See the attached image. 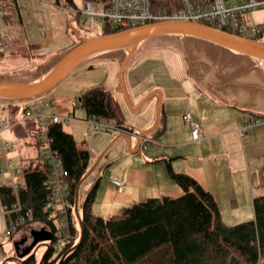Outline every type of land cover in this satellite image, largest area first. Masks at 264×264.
<instances>
[{
  "label": "crops",
  "instance_id": "0c3cea01",
  "mask_svg": "<svg viewBox=\"0 0 264 264\" xmlns=\"http://www.w3.org/2000/svg\"><path fill=\"white\" fill-rule=\"evenodd\" d=\"M50 7L55 22L47 36L51 46L39 53V56H47L46 62L49 56L57 54L61 56L75 44L68 36L66 23L61 17V11L63 14L65 11L56 5ZM67 9L73 15L72 12L77 8ZM73 18L76 19L74 15ZM9 34L11 43L16 45L17 42L12 36L13 31L10 30ZM191 46L199 47L196 42H192ZM204 46L206 52L213 55L208 56L209 53H205L199 59L198 67L195 64L194 68L184 58V54H187L185 50L182 51L179 47L144 49L126 64L123 63L122 51H114L102 58L91 60L114 63L116 67L113 68L110 78L97 77L87 82L81 91L102 84L121 107L125 132L118 130L111 121L98 120L97 126L90 125L83 109L75 116V109L78 108L75 106L76 103H73L70 109H65L61 105L50 109L54 104L49 108L48 112L51 114L68 118L62 122L63 128L91 155L87 171L76 185L72 206V216L80 229V234L83 198L93 188L95 198L92 212L103 219L119 215L123 209L147 198L179 197L182 190L170 177L167 165L173 173L190 176L212 195L222 221L226 218L223 209L233 212L238 210L241 204L249 208L247 217L253 219L252 199L256 193L262 195L264 187H259L261 184L253 180L245 143L250 149L258 145L264 150V121L259 120L257 125L249 124L260 117L264 119V68L237 54L217 50L218 48L210 45ZM4 50L9 52L8 47ZM151 50H166L178 54L183 61L185 72L179 77L170 75V78H173L172 80L176 78L178 83V89L175 90H180L182 97L188 100L185 88H197L200 90V100L206 99L210 107L213 105L215 107L174 109L171 100L175 90L170 87L168 81L158 84L153 78L137 79V75L130 74L134 60L143 52ZM57 59L48 64L51 63L49 65L52 66ZM45 60L39 59L37 66H45L47 64ZM37 66L33 65L30 69L18 72L15 79L31 82L48 70L43 69L38 74L36 72L39 70L35 68ZM30 71L33 72V77L25 78ZM186 80L189 81V85ZM167 98L170 99L169 102H166ZM222 105L230 109H218L223 108ZM195 110H200V116L193 114ZM233 111L237 113L234 115ZM238 112H247L250 116L246 118L243 115H236ZM186 113H190L192 120L199 126V139L196 141L191 138L189 125L183 121L182 117ZM225 115H228V118ZM17 121L19 119L12 123L10 129L26 131L34 125L32 121H23L19 127H13ZM221 127L224 130H221ZM85 131L88 132L87 137H83ZM141 137L149 141L144 144ZM251 156L254 158L253 153ZM252 163L259 164L254 168V172H260L264 168V151L261 157ZM110 175L123 183L124 191L117 190L109 180ZM33 230L30 229L23 234L17 231L13 236L17 241L22 239L17 244L18 252L20 251L22 256L26 257L30 253L25 250L32 246ZM23 235L26 236L25 239ZM45 244L38 247L44 245L45 248ZM34 254L36 255V251Z\"/></svg>",
  "mask_w": 264,
  "mask_h": 264
},
{
  "label": "trees",
  "instance_id": "16d2710c",
  "mask_svg": "<svg viewBox=\"0 0 264 264\" xmlns=\"http://www.w3.org/2000/svg\"><path fill=\"white\" fill-rule=\"evenodd\" d=\"M1 1L17 6L16 0ZM64 1L72 6L69 8H76L72 0ZM148 2L152 11H164L176 5L172 0ZM76 20H79L78 17ZM207 25L214 28L213 25ZM130 28H118L105 23L100 35ZM253 41L259 42L256 39ZM0 46L8 47L11 55L22 56H28L31 50L37 49L35 44L16 47L2 39ZM184 50L197 62L207 53L205 48L191 46L189 41H185ZM9 103L17 105L22 102ZM32 104L20 105L21 113ZM75 106L83 109L87 118L111 121L116 127L124 129L121 107L102 84L86 88L79 95ZM47 135L51 149L67 173L65 183L71 208L66 211L67 242L61 249L54 250L51 239L41 264H264V194L252 199L253 219L227 226L221 220L212 195L190 176L173 173L168 165L170 177L182 190L179 197L147 198L123 209L119 215L103 219L92 212L95 198L93 188L82 202L80 221L83 236L80 239V229L72 216V206L76 185L85 175L91 155L84 146L73 140L62 123L50 124ZM47 179L44 167L29 163L21 171L17 197L23 221L20 226L36 224L52 237L58 215L48 217ZM14 201L12 189L9 186L0 187V205L10 208ZM18 229L10 236L13 237ZM30 253L15 264H38L36 255Z\"/></svg>",
  "mask_w": 264,
  "mask_h": 264
},
{
  "label": "rangeland",
  "instance_id": "374dc122",
  "mask_svg": "<svg viewBox=\"0 0 264 264\" xmlns=\"http://www.w3.org/2000/svg\"><path fill=\"white\" fill-rule=\"evenodd\" d=\"M72 2L77 9H82L83 0H72ZM52 5H56V7L59 6L65 11V14H63L61 11V17L64 18L63 21L66 23L68 36L73 41H75L76 44L80 42L76 39L78 34L83 37L82 39H89L101 34L102 27H104L105 22L101 20H95L90 16H86V18L83 20L74 19L73 15H71L67 9L72 6H69L64 0H17L16 7L9 5L8 2L4 3L3 1H0V37L5 42H11L9 31L12 30V36L17 42L16 45H37V49L31 50L28 53V56L11 55L3 48H0L1 79L15 78L18 72L20 73L22 70L30 69L33 65L37 66V64L40 62L39 59H42V61L46 59L45 57L47 56H39V53L51 46L47 36L52 31L51 26H55V22L52 18V8L50 7ZM246 18L253 20L252 25L255 23L261 24V22L264 20V11L253 12L252 14H248ZM256 40L264 43V37L263 39ZM198 45L199 47L204 48V44ZM212 55L213 54H210V56ZM58 57H60L59 54L49 56V60H47V62L45 60L47 63L46 65L49 67V64L51 63L48 64V62H52L53 59ZM184 58L187 60L188 64H192V68H194L195 64L198 67L199 62H197L195 58L193 59V57H191L189 54H184ZM45 66L40 65L35 67L39 70V72L36 73L39 74L43 71V69L48 68ZM114 67H116V64L110 62L89 61L76 68L65 80L52 88V90H50L48 93L38 98L18 103L17 105L0 101V136L5 142L9 144L8 157L15 164L18 170L19 179L21 171L29 163L37 165L41 168L44 165V162L40 157L43 141H41L36 124L32 122L34 127H29L26 131L25 129H10L13 122L22 118L21 106L30 103L41 105L48 99H54V106H52L50 109L57 108L60 105L65 109H70L73 103H76L79 95L83 92L81 90H83V86H86L87 82H90L97 77L106 78V76H108L110 78ZM184 72L185 70L183 61L178 54L166 50H151L143 52L134 60L133 65L130 67L129 73L137 75V79L153 78L155 79V83L158 84L168 81L171 84L170 87L175 90L178 89V83L175 80L176 78L172 80L173 78L171 79L170 77H179L183 75ZM32 74L33 72L30 71L28 75H25V78L33 77ZM186 83L188 84L189 81L186 80ZM179 91L180 90H175L173 92L175 94L173 95L171 102L174 109H213L212 107H215L214 105L210 107V103L207 102L206 99L200 100V90L197 88H185L186 94L189 96L188 100L185 97H182L183 95ZM169 101L170 99L167 98L166 102ZM218 107L220 106L218 105ZM222 107L223 108L218 109H230L223 105ZM75 112V116H78V113H81L82 109L78 107L75 109ZM233 113L235 115L237 112L233 111ZM193 114L200 116V110H195ZM234 115H229V117H234ZM236 115H243L246 118L250 116V114L247 112H238ZM225 117L228 118V115H225ZM262 119L263 117H260L259 120ZM18 122L19 121H17L13 127H19L21 123ZM221 130H224V128L221 127ZM245 145L249 168L253 174V180L261 184L259 187H264V168L258 173L254 172V168L259 164L252 163L261 157V154L264 150L258 145L254 146L252 149H250L246 143ZM252 153L254 158L251 156ZM256 194H254V197L259 196ZM59 207V205L56 206L57 209H59ZM239 207L240 208L238 210L233 212L229 209H223V214L226 217L223 221L225 225L232 226L237 223L251 220L249 217H247L249 214V208H247L245 204H241ZM58 222L59 218L57 219L56 228ZM6 228V220L3 216H0V264H15L25 257V255L22 256V254H20V251L18 252L17 248V244L22 239L19 241L15 240V238L11 237L10 234L6 232ZM18 228V232L20 231L19 234H23L27 231L29 232L30 229H34L32 246H28L29 248L25 251H30V254H33L36 251V258L40 262L45 252L48 251L50 247L49 243L48 249L47 247L44 248V245L38 247L40 244H45V236L47 235L46 230L36 224L25 225L23 227L19 226ZM22 237L25 239L26 236L23 235Z\"/></svg>",
  "mask_w": 264,
  "mask_h": 264
},
{
  "label": "built area",
  "instance_id": "2783aa9c",
  "mask_svg": "<svg viewBox=\"0 0 264 264\" xmlns=\"http://www.w3.org/2000/svg\"><path fill=\"white\" fill-rule=\"evenodd\" d=\"M176 5L164 11H152L148 0H85L82 9L72 12L74 17L83 20L90 16L95 20H101L113 27L128 28L137 27L161 21H184L201 25L210 24L221 31H229L234 35L246 39H263L264 20L261 24H253L252 19H247L248 14L257 11H264V0H172ZM54 100H48L43 104H32L22 114L19 122L32 121L37 126L41 141H43L40 157L44 162V168L48 179L45 182L49 189L46 208L50 209L49 218L58 215L59 222L53 232V249H61L68 240V225L66 211L70 208L68 201V190L65 179L67 173L63 165L50 147V139L47 135V128L50 124H59L68 120L48 112L54 104ZM183 121L190 127V134L193 141L199 139V126L191 115H183ZM264 121V119H262ZM18 122V123H19ZM87 122L97 126L99 121L89 118ZM259 119L251 121L250 125H257ZM125 132V129L117 128ZM1 134V130H0ZM88 132L83 133L87 137ZM145 144L149 140L141 137ZM143 145V149H145ZM9 144L0 136V187L9 186L15 195V201L10 208L0 205V215H9L6 221V232L11 234L23 222L20 216L21 205L17 198L20 179L18 171L11 159L8 157ZM110 182L118 191H124V185L114 176L110 175ZM59 205V209L56 206Z\"/></svg>",
  "mask_w": 264,
  "mask_h": 264
},
{
  "label": "water",
  "instance_id": "95a60500",
  "mask_svg": "<svg viewBox=\"0 0 264 264\" xmlns=\"http://www.w3.org/2000/svg\"><path fill=\"white\" fill-rule=\"evenodd\" d=\"M185 41H189L190 44L196 42L220 48L248 58L264 68V43L197 23L161 21L89 39H81L79 43L58 57L54 64L34 81L21 82L15 78H0V101L25 102L38 98L46 94L78 66L102 58L114 51L124 53L123 63L126 64L144 49L179 47L183 51ZM82 236L81 225L80 239ZM51 239L50 234L45 236V241L49 242ZM45 247L48 249V243L45 244ZM44 256L38 264L42 263Z\"/></svg>",
  "mask_w": 264,
  "mask_h": 264
},
{
  "label": "flooded vegetation",
  "instance_id": "af4514ba",
  "mask_svg": "<svg viewBox=\"0 0 264 264\" xmlns=\"http://www.w3.org/2000/svg\"><path fill=\"white\" fill-rule=\"evenodd\" d=\"M82 38H83V37H81V35H79V34L76 36L77 41H80ZM74 43H75V41H73V44H74ZM216 49H217V48H216ZM217 50H221V49L218 48Z\"/></svg>",
  "mask_w": 264,
  "mask_h": 264
},
{
  "label": "bare ground",
  "instance_id": "6f19581e",
  "mask_svg": "<svg viewBox=\"0 0 264 264\" xmlns=\"http://www.w3.org/2000/svg\"><path fill=\"white\" fill-rule=\"evenodd\" d=\"M220 49V48H219ZM222 50V49H221ZM18 171V170H17ZM0 216H3V217H5L6 219H8L9 218V215H0ZM49 246H50V244H49ZM52 248H53V244H52Z\"/></svg>",
  "mask_w": 264,
  "mask_h": 264
}]
</instances>
